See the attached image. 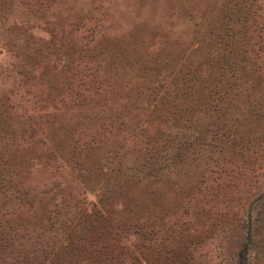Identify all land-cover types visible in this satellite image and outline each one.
<instances>
[{
  "label": "rangeland",
  "instance_id": "374dc122",
  "mask_svg": "<svg viewBox=\"0 0 264 264\" xmlns=\"http://www.w3.org/2000/svg\"><path fill=\"white\" fill-rule=\"evenodd\" d=\"M0 264H264V0H0Z\"/></svg>",
  "mask_w": 264,
  "mask_h": 264
}]
</instances>
